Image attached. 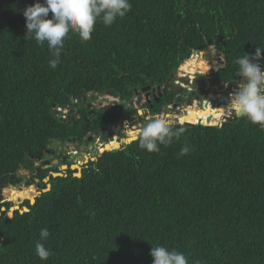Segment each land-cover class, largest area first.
Wrapping results in <instances>:
<instances>
[{
  "label": "trees",
  "instance_id": "1",
  "mask_svg": "<svg viewBox=\"0 0 264 264\" xmlns=\"http://www.w3.org/2000/svg\"><path fill=\"white\" fill-rule=\"evenodd\" d=\"M129 2L111 26L97 22L91 40L70 32L53 70L47 43L25 39L23 10L36 0H0V190L24 180L32 187L2 193L0 264H152L158 244L184 253L188 264H264V128L244 116L221 126L227 107L187 118L183 124L215 126L178 125L185 132L158 153L136 141L88 162L81 177L71 169L67 143L76 139L79 148L116 122L103 111L95 124L65 121L55 108L75 112L82 105L75 100L113 91L125 112L134 90L165 87L190 50L204 57L196 68L188 61L189 70L206 71L207 58L218 84L239 77L238 58L264 50V0ZM57 142L63 151L47 165L46 149ZM184 146L190 152L181 156ZM37 242L54 253L48 260Z\"/></svg>",
  "mask_w": 264,
  "mask_h": 264
},
{
  "label": "clouds",
  "instance_id": "2",
  "mask_svg": "<svg viewBox=\"0 0 264 264\" xmlns=\"http://www.w3.org/2000/svg\"><path fill=\"white\" fill-rule=\"evenodd\" d=\"M131 7L132 5L129 0H43V2H41V0H36V3L34 5H30L23 10V15L26 18L25 39H35V41L41 45H43L45 42L47 43L48 50L51 56L49 60V67L50 69L54 70L61 63V52L65 47V39L70 38V32L78 33L82 41H89L92 39V33L95 31V25L97 24V22H101L105 26H111L117 18L124 17L131 10ZM50 13L52 14L51 18H49ZM201 54L202 53L200 52L193 51L191 57L189 59L186 58L185 61L180 65L179 69L174 74L173 79L169 80L170 83L168 84H170L176 89V91L173 93L176 94L175 96H173L174 101L178 99L184 100V96H186L185 92H187L188 98L190 100L193 99V105H191L189 109H192L194 107V110H203L199 106V104H201L199 103V100L191 97V94L193 93L194 95H198L197 90L211 86V90L214 89V91H211L210 94L212 95V98L211 100L210 98H208V100L206 101L205 109H207L208 107L212 108L213 100H219V103L217 104L215 109L227 107L226 117H231L232 115H236L238 117L244 116L252 124L259 125L261 128H264V67H262L263 61H259L264 58V50L258 48L254 55L245 53L242 57L238 58L235 61V63L239 66L237 76L242 77V80H238L237 78L239 77H237L233 82L220 84L214 83V78H211V74H214V71L212 66L210 65V61H207L206 63V66L210 69L208 72H205L202 69H197L196 71H193L189 70L191 67H187L188 61L194 59V63L192 65L196 68V66L199 64L198 60ZM253 60H256L257 62L253 63ZM185 73L193 74L196 76V79L193 84L189 82V77H182V75ZM178 80H183L184 84L190 86L191 90L177 85L176 82ZM212 84H217L219 87L215 89V86L213 87ZM220 85L222 86V89H220ZM165 87H156V89L158 90V88H161V91ZM145 88L146 87H144V89ZM156 89L151 87V90L147 91L150 92V95L152 96L148 95V98L146 97V100H144L145 103L148 102L149 105L155 106L154 103H157L155 101L156 97L158 99H161L159 98V95H156ZM179 91H182V93H179ZM134 92L137 93V90H134ZM86 96L88 99L89 97H91L90 95ZM105 97L106 99L110 98V101L107 106L120 104V99L115 98L114 96H110L109 93L105 95ZM82 99L83 98H79L75 100L74 106H77V104L81 102L82 104H86L88 102L87 100V102L84 103ZM101 99L102 98H99L96 102H94L93 105H95L96 107L104 106L103 102L99 103ZM223 102H225V104H222ZM160 104L161 100H159V103H157V105ZM167 104L170 106V104H172V101H168ZM61 106L62 105H60V107L58 108H55V110L59 112L58 116H62V120H75V117L77 118V116L78 118L83 117V114L80 113L79 109L74 112L72 109H68L65 105L63 109L61 108ZM169 106H165L163 110H161L160 108H157V110L155 109L158 112V114H156L155 116L152 109L151 113L153 114H151L149 117H153L151 119L149 118L150 120L146 121L145 124L139 130L134 131L132 133L134 139H136L133 142L138 141L140 148L146 149L150 153H158L160 151V145H170L173 142L174 138L178 140L180 136L185 132V129L183 127H177L174 125L175 122H180V120L171 119V115L166 117L165 111L170 110ZM140 113L144 114L142 110L140 111ZM161 114L163 116H161ZM136 115H138V112L136 113ZM225 123H227L226 119L221 124V126H223ZM197 125L201 124H196V126ZM96 136L98 137V135ZM116 136L118 137V135ZM90 137L93 138V135L90 134L88 138ZM96 139L88 141V144L86 145H90L87 151H90V153L93 154L95 153V150H98L100 152V154H97L99 155V157L106 152H111L110 150H105V147L113 142L112 139H107L105 145L102 144V148H98L96 145H94L95 143H97ZM98 139L102 140V137H98ZM126 139L129 138L125 136L123 141H120V139H117V141H115L117 144L120 145V147L116 149V152L121 149H124L126 145H130L133 143L132 142L130 144H126L124 142ZM74 144H77L78 148L79 142L75 139H72L67 143L65 148V153H67V155L70 156L69 148H71V146ZM57 145H60L58 147H60L61 151H63L62 142L57 143ZM91 146H94L92 147V150ZM49 149L50 147L46 150L49 151ZM189 152L190 148L188 146H184L180 150V155H187ZM97 157L98 156L95 157V160H97ZM70 158L73 159L71 156ZM55 161L56 160L53 161V164ZM71 166L75 165L71 164ZM80 171L82 172V169ZM22 187H24V190L19 191L21 193H23V191H29L32 188H27L25 182V184H19V187L16 186V188L12 189H10L11 187H9L3 190L7 192L10 190L20 189ZM39 193L40 192H37L36 196L33 199H35L37 195H39ZM17 207H15V211ZM39 235L41 240H45L49 237L50 232L47 228H42L39 232ZM35 251L37 255L41 258V260H48V258L54 254L50 249L46 248L43 243L40 242L36 243ZM150 255L153 257L152 264H188V260L184 253L179 252L177 250H169L166 246L159 244L152 246Z\"/></svg>",
  "mask_w": 264,
  "mask_h": 264
},
{
  "label": "flooded vegetation",
  "instance_id": "3",
  "mask_svg": "<svg viewBox=\"0 0 264 264\" xmlns=\"http://www.w3.org/2000/svg\"><path fill=\"white\" fill-rule=\"evenodd\" d=\"M212 86L213 87L215 86L214 87L215 89L219 87L217 84L216 85L212 84ZM221 87L222 86L220 85V89H222ZM165 88L167 90H165ZM165 88L162 89L161 91H159V90H157L155 88L157 90L156 91V95H162L161 99H159V100H161V104L157 105V103H154L155 106L154 105H149L148 102L145 103V101H144V100H146V97L151 94L150 92H144L143 93V89L144 88H140L139 90L136 89L137 93H135V92L132 93L131 100L128 102V104H126L125 112L123 110H121V108H120L121 105H124L123 104L124 102L121 101V100L119 101V103H120L119 105L118 104H116V105L114 104L112 106H102V107L98 106V107H96L93 104H94V102H96L98 100V98H96V96H91V97H89L88 102L85 105L84 104L81 105L80 113L83 114V117H80L78 120H81V119L84 118L85 121H88V122L92 121L95 124L96 121L94 120V117H95L96 113L99 111L98 109L99 108H106L105 110H103V112H105L107 114L106 117H105L106 122L109 121V117H107V116H108V114H110L111 117H112L110 119H113V118L115 119L116 126L115 127H106V126H104V127L100 128V130L96 131L95 133H93L91 135H93V140H94L97 137L95 134L97 132H100L98 134V137H103L105 139V141H106L107 139H112V137H113L112 133H110L109 135H106V134L113 130V134L115 133V134L118 135V137H116V138L114 136V140L112 139L113 142H114V141H117V139H120V141H123L125 136L127 138H130L129 135H126V132H125V134L122 132L123 129L126 128L127 133L129 131L134 132V131L139 130L145 124L146 121L150 120L149 116L151 114H153V113H151L152 109H153L154 116H155L156 114H158V112L156 111L157 108L159 109V107H160V109L163 110V108L165 106L168 107L169 105L167 104V102L170 101V100L172 102H174V104H170V106L172 105L173 107L170 108V110L165 111V114L166 115L167 114L171 115L170 117L173 120H175V119L176 120H180L181 116L187 118L188 115L185 114V113H187L188 109L190 108V106L193 105V99L190 100L188 98V96H184V100H179L178 99V100L174 101L173 96H170V95H172L176 91V89L174 87H172L170 84H167ZM211 89H212L211 86L210 87H205V88H201V89L197 90V94L198 95H196V94L194 95L193 93L191 94V97L199 100V103H201V104H199V106L202 109H205V104H206V101L208 100V98H210V100L212 98V95L210 93H211V91H214V89L213 90H211ZM150 96H152V95H150ZM93 98H94V101L92 100ZM164 101H165V103H164ZM89 104H91L93 106L91 109H88V105ZM131 107H133V108H131ZM129 109H136V111L138 109V111H137L138 115L128 112ZM141 110L144 112V114L140 113ZM93 111H96V112L92 113ZM143 115H144V117H143ZM194 115H196V114H194ZM138 124H140L139 128L136 127ZM119 127H121V128H119ZM88 140H89V138H88ZM113 142L111 144H114ZM57 143H59V142H57ZM115 144L117 145V143H115ZM89 145H86L87 150L89 149ZM92 147H94V146H91V150H92ZM57 150H55L52 147H50L49 151L48 150L46 151V158H48L49 155H50L52 157V159H53V157L55 156ZM80 150L81 151L84 150V147L82 145L80 147ZM60 151H61V149H60ZM92 155H94L93 158H95L96 156L99 157V155H97L95 153H93ZM87 158L88 157L85 156L84 160L85 159L88 160ZM93 158L91 157L89 159V161H87V163L92 161V160H94ZM78 173L82 174V172L80 170L78 171Z\"/></svg>",
  "mask_w": 264,
  "mask_h": 264
},
{
  "label": "rangeland",
  "instance_id": "4",
  "mask_svg": "<svg viewBox=\"0 0 264 264\" xmlns=\"http://www.w3.org/2000/svg\"><path fill=\"white\" fill-rule=\"evenodd\" d=\"M198 64V63H197ZM207 68V70L205 71V72H208L210 69L208 68V67H206ZM203 70H205V68H203ZM172 95H176V94H172ZM185 95L186 96H188V93L187 92H185ZM102 99L99 101V103L100 102H103V105L104 106H107L108 105V103H109V101H110V98L109 99H106V97L105 96H102L101 97ZM98 105V104H97ZM126 108V107H125ZM194 108V107H193ZM192 108V109H193ZM199 108V107H198ZM196 113H193V114H199L200 112H201V109L200 110H198V109H196ZM192 114H188V116H191ZM161 116H163L162 114H161ZM187 116V117H188ZM153 117V116H152ZM152 117H149L150 119L152 118ZM182 117V116H181ZM136 127H140V124H138ZM122 132L125 134V132H126V135H129V136H131V134H128L127 133V131H126V128L125 129H123L122 130ZM110 133H112V135H113V137H112V139L114 140V136H115V138L117 137L116 135L117 134H113V130L111 131V132H108L106 135H109ZM97 139H96V141H97V143H95L94 145H96L98 148H102L103 147V145H105V143H106V141H105V139H103V137H102V140H100V139H98V137H96ZM114 144L116 143L115 141L113 142ZM100 144H103L102 146H100ZM58 146H60V145H52V146H50V147H52V148H54L55 150H57V147ZM84 147V149L85 150H80L79 148H77V144H74V145H72L71 146V148H69V152H70V156L73 158V157H75V160L74 159H72V161H73V165H75L74 166V168L72 169V170H74V171H76V174H78V171L79 170H81V169H83V167L87 164V161H89V159L92 157L93 158V156L94 155H92L91 153H90V151H87V148H85V146H83ZM105 150H107L108 151V147L106 146L105 147ZM58 151H60V147L58 148ZM60 152H62V151H60ZM85 156L86 157H88L87 159L88 160H84V158H85ZM52 159V157L49 155V157L47 158V160H51ZM57 159H60V158H57ZM63 158L61 157V159H60V161L62 160ZM94 160H95V158H93ZM62 163V162H61ZM38 164L39 163H36V166H38ZM58 164H60V162H58L57 164H55V165H58ZM63 165H65V166H70V165H68V164H63ZM63 165H61L60 166V169H61V171L62 172H66L68 169H64L63 168ZM78 167H77V166ZM20 174H21V176H29V173L28 172H26V171H20ZM45 182L48 184L49 183V178H47L46 180H45ZM10 189H12V187L10 188ZM22 190H24V187H22V188H20V189H16V191L17 192H19V191H22ZM23 192H25V191H23ZM36 194L37 193H35L34 194V197L36 196ZM15 207H19V209H21V206H22V203L20 202L19 204H16L15 203V205H14ZM15 207L14 208H11V210H9V215L10 216H13V212L15 211Z\"/></svg>",
  "mask_w": 264,
  "mask_h": 264
},
{
  "label": "water",
  "instance_id": "5",
  "mask_svg": "<svg viewBox=\"0 0 264 264\" xmlns=\"http://www.w3.org/2000/svg\"><path fill=\"white\" fill-rule=\"evenodd\" d=\"M192 53H193V51L192 50H190L189 52H188V54H187V59H189L190 57H191V55H192ZM259 61H263V59H261V60H259ZM253 63H255V62H257L256 60H253L252 61ZM211 78L213 79L214 78V74H211ZM238 80H242V77H239V78H237ZM168 83H170V81L168 82ZM160 89L161 88H158V90L160 91ZM151 90V87H146L145 89H143V92H147V91H150ZM166 90V89H165ZM179 93H182V91H179ZM109 95L110 96H113L114 95V93H113V91H110L109 92ZM226 95H228V94H226ZM162 97V95H159V98H161ZM95 98V97H94ZM94 98L92 99V100H94ZM83 102L84 103H86L87 102V100H88V98H87V96H84L83 97ZM155 101L157 102V103H159V99L156 97V99H155ZM219 103V100H213L212 101V108L213 109H215L216 108V106H217V104ZM222 104H225V102H223ZM93 106L91 105V104H89L88 105V109H91ZM61 108L63 109L64 108V105H62L61 106ZM106 108H99L98 110H100V111H103V110H105ZM96 111H93L92 113H95ZM58 114H59V112L57 111V110H55V115L56 116H58ZM238 118V116H236V115H232L231 117H226V122H228V123H231V122H234L235 121V119H237ZM174 125H176V126H178V125H182L180 122H175L174 123ZM183 125H185V126H188V127H194V126H196V124H190V123H185V124H183ZM201 125H204V124H201ZM119 128H121V127H119ZM117 132V131H116ZM99 134V132H97L95 135H98ZM92 137H90L89 138V140L88 141H92ZM134 140H136V139H132L131 141L133 142ZM132 142H125L126 144H130V143H132ZM61 144V143H60ZM111 152H116V149H111L110 150ZM95 153L96 154H100V152L98 151V150H95ZM73 159L75 160V157H73ZM66 160H67V158H64L63 159V161L64 162H66ZM59 161L58 160H56L55 162H54V164H57ZM50 162L49 161H46V164L48 165ZM63 168L64 169H68V166H63ZM74 168V166H71V169H73ZM62 174H55V173H53V176L54 177H58V176H61ZM77 177H81V173H78L77 175H76ZM25 182L26 181H23L22 182V184H25ZM17 187H19V185H17ZM51 189V186L50 185H48V188H47V190H45V192L46 191H49ZM3 191L4 190H0V199L2 198V193H3ZM40 194V193H39ZM31 203L32 204H34L35 203V199H33L32 201H31ZM17 209H19L18 207L16 208V210ZM4 211H5V209H3ZM30 210L29 209H27V208H24L23 209V211H22V213L23 212H29ZM1 216V215H0Z\"/></svg>",
  "mask_w": 264,
  "mask_h": 264
},
{
  "label": "built area",
  "instance_id": "6",
  "mask_svg": "<svg viewBox=\"0 0 264 264\" xmlns=\"http://www.w3.org/2000/svg\"><path fill=\"white\" fill-rule=\"evenodd\" d=\"M190 73V72H189ZM182 77L183 78H190L189 79V82L191 83V84H193L194 83V81H195V79H196V76L195 75H193V74H183L182 75ZM176 84L177 85H179V86H182L183 88H187V89H189V90H191V88H190V86H187V85H185L184 84V81L183 80H178L177 82H176ZM172 104H174V102H172ZM173 106L171 105V106H169V108H172ZM169 115L167 114L166 115V117H168ZM101 146H102V144H101Z\"/></svg>",
  "mask_w": 264,
  "mask_h": 264
},
{
  "label": "bare ground",
  "instance_id": "7",
  "mask_svg": "<svg viewBox=\"0 0 264 264\" xmlns=\"http://www.w3.org/2000/svg\"><path fill=\"white\" fill-rule=\"evenodd\" d=\"M200 56H203V54H201ZM203 57H204V56H203ZM206 60H207V61H210V60H208L207 58H206ZM188 111H189V112H187V113H185V114H187V115H188V114H189V115L192 114V115H191V116H188L187 118L192 117V116L194 115L193 113H196V112H197V111L194 110V109H188ZM197 114H198V113H197ZM187 118H185V117H181V118H180V123L183 124V123L186 121ZM124 142H127V139H126ZM109 145H110V146H114V145H116V144H109ZM20 194H21V193L16 194L15 196L17 197V196L20 195ZM32 200H33V199H32Z\"/></svg>",
  "mask_w": 264,
  "mask_h": 264
}]
</instances>
